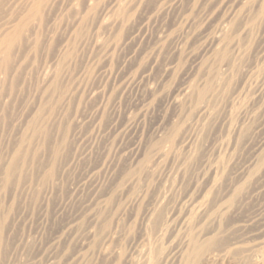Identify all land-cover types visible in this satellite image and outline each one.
I'll return each instance as SVG.
<instances>
[{"label":"rangeland","instance_id":"1","mask_svg":"<svg viewBox=\"0 0 264 264\" xmlns=\"http://www.w3.org/2000/svg\"><path fill=\"white\" fill-rule=\"evenodd\" d=\"M20 24L0 264H264V0H0Z\"/></svg>","mask_w":264,"mask_h":264},{"label":"bare ground","instance_id":"2","mask_svg":"<svg viewBox=\"0 0 264 264\" xmlns=\"http://www.w3.org/2000/svg\"><path fill=\"white\" fill-rule=\"evenodd\" d=\"M38 6H40V4L38 5ZM40 8V7H39ZM36 10L38 9V7H36L35 8ZM26 17V16H25ZM27 18H28V16H27ZM26 18V19H27ZM24 21V20H23ZM21 25H23V24H20L18 27H17V29L14 31V32H12V33H8V34H6L2 39H0V50H2V48L4 47V48H6L7 49V51H9L10 49H11V47L13 46V41L15 40V38L17 37V38H19L18 36H19V34H20V30H21ZM25 26V25H24ZM211 85V84H210ZM207 86V85H206ZM213 88V87H212ZM206 89V88H205ZM206 90H208V89H206ZM203 91V90H202ZM201 92V91H200ZM202 94V93H201ZM204 94V93H203ZM188 95V94H187ZM205 95V94H204ZM207 95V94H206ZM203 96V95H202ZM176 99H178V98H176ZM201 100H204L203 98H201ZM195 253L198 255V254H200L201 253V251H202V249H201V247H197L195 250ZM145 256H146V254H145ZM146 258H147V256H146Z\"/></svg>","mask_w":264,"mask_h":264}]
</instances>
